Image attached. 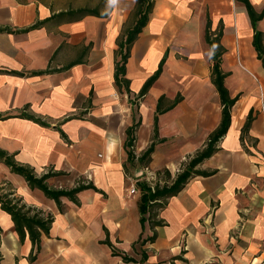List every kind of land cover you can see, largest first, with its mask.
<instances>
[{"label": "crops", "instance_id": "1", "mask_svg": "<svg viewBox=\"0 0 264 264\" xmlns=\"http://www.w3.org/2000/svg\"><path fill=\"white\" fill-rule=\"evenodd\" d=\"M135 1L0 0V28H7L0 30V148L37 175L57 172L46 179L51 187L69 189L78 181L96 187L77 192L78 203L61 196L59 209L0 161V186L9 184L22 203L53 216L31 260L28 235L21 242L0 208V264H264V67L246 6L151 0L126 62V93L115 85V57ZM250 2L257 12L264 9V0ZM84 8L99 15L79 13ZM208 20L212 36L222 30L220 67L229 95L237 96L231 122L217 149L194 167L209 174L192 175L158 208L159 223L141 225L137 182L152 186L150 178L165 170L174 180L221 120ZM262 22L264 16L257 29ZM258 30L264 36V26ZM163 57L161 73L137 99ZM160 97L166 110L157 114L155 138ZM250 110L253 120L242 132ZM133 120L139 125L130 163L125 142ZM62 174L72 176L71 186L54 185Z\"/></svg>", "mask_w": 264, "mask_h": 264}, {"label": "trees", "instance_id": "2", "mask_svg": "<svg viewBox=\"0 0 264 264\" xmlns=\"http://www.w3.org/2000/svg\"><path fill=\"white\" fill-rule=\"evenodd\" d=\"M247 9L251 25L253 28V40L252 44L255 48L257 58L260 59L262 66L264 67V43H263V32L256 28V23L258 20L263 18L264 9L260 12H257L250 0H241ZM152 7L151 0H136L134 6L133 13V23L130 26H126L123 29L122 34L117 40L118 48L116 50L115 57V70H114V81L120 92L125 91L126 93L130 92L129 89V79L125 76L126 74V62L130 55L131 45L136 39L138 33L141 31L142 27L145 25L148 19L149 12ZM79 13L82 14H97L99 12L96 9L84 8L79 10ZM209 20L206 23L205 28V40L208 43L211 49V57H212V67H211V80L215 85L217 92L220 97L221 102V120L219 125L208 135L207 142L204 148L196 153V155L191 158L186 167L181 170L174 180L171 183H165L164 185L155 184L151 186L145 181L137 182L140 191L139 198V211H140V222L141 225H144L145 221L148 220L152 224L159 223L158 220H155V215L151 214V210L157 206L162 207L166 203V199L168 197L176 195L185 185L187 180L194 174L208 175L209 172L200 171L194 169L195 165L202 161L203 159L212 155V153L217 149V142L221 139V137L226 133L230 122H231V107L235 103L237 96L231 97L229 95V91L224 84V79L226 77V73L221 70L220 64L222 60V55L225 51L224 47L220 43L221 29L212 36L209 33ZM7 28H0V30H4ZM165 57L159 63L157 70L146 79L141 89L137 94V99L142 98L148 91L149 87L152 83L157 79L159 74L162 71V66ZM49 72L50 70H46ZM181 96L177 95L170 104L171 107L174 103L180 100ZM162 99L160 97L156 107V115L154 118V137H157V114L166 110L162 106ZM22 115L27 116L35 121H39L43 123L40 118L34 117L33 115L22 113ZM1 117V115H0ZM253 120L252 111L250 110L246 121L242 127V132L248 130L251 121ZM139 125V121L133 120L131 125H129L126 129V142L125 146L127 147V157L130 163L134 162L135 154L133 152V144L135 140V131ZM154 148V142H152L147 149L138 157L140 163L147 162L150 157L151 152ZM0 161L7 165L12 172H15L21 175L27 182L30 188H38L40 189L47 197L52 198L56 201L59 209L61 208L60 197L66 196L75 203H78V199L76 197L77 192L96 187L93 185L91 181H78L75 186L72 188H55L51 187L47 184L46 179L56 175L57 172H51L49 170L46 173L41 175H37L33 169V167L18 163L13 154L8 153L6 150L0 148ZM168 173L167 170H165ZM63 172H59L61 174ZM0 208L8 213L11 217V220L14 224V230L17 233L19 240L22 242L25 238L26 234L28 235L31 243L32 249L29 255V258L32 260L36 255V251L40 247V239L41 233L44 232L46 234L49 233V229L51 223L53 221V216L50 213H46L41 209L36 207L27 206L22 203L20 197L15 194V191L9 187L8 190L0 193ZM147 215V216H146ZM2 233V227L0 225V236ZM108 241V240H107ZM114 254H118L115 250H113ZM125 260H134L133 258L122 255ZM145 257V255H143Z\"/></svg>", "mask_w": 264, "mask_h": 264}, {"label": "rangeland", "instance_id": "3", "mask_svg": "<svg viewBox=\"0 0 264 264\" xmlns=\"http://www.w3.org/2000/svg\"><path fill=\"white\" fill-rule=\"evenodd\" d=\"M264 26V22L262 23H259L258 24V29L262 28ZM176 173V172H175ZM143 175V174H142ZM146 176V174H144ZM160 177H153V178H150V182L152 184V186H154L155 184H159V185H164L165 183L171 181L169 179V176L168 174L163 171V173H160L159 175ZM55 184L54 185H62V187H68V186H71V183H72V176L69 175V174H62V175H58L56 176L55 178ZM161 179V180H160ZM157 181V182H156ZM160 181V182H159ZM1 185V183H0ZM9 187H11L9 184H5L4 187L2 188V186H0V193L6 191L9 189ZM158 210V207L155 206L152 210H151V214H156ZM147 216V215H146Z\"/></svg>", "mask_w": 264, "mask_h": 264}, {"label": "built area", "instance_id": "4", "mask_svg": "<svg viewBox=\"0 0 264 264\" xmlns=\"http://www.w3.org/2000/svg\"><path fill=\"white\" fill-rule=\"evenodd\" d=\"M130 192H131V193H134V192H135V187L132 186V187L130 188Z\"/></svg>", "mask_w": 264, "mask_h": 264}]
</instances>
